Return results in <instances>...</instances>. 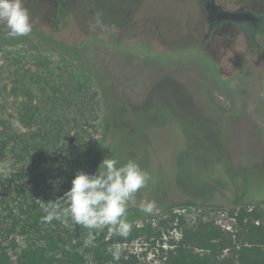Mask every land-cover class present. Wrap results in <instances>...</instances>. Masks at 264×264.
Returning <instances> with one entry per match:
<instances>
[{"label":"rangeland","instance_id":"1","mask_svg":"<svg viewBox=\"0 0 264 264\" xmlns=\"http://www.w3.org/2000/svg\"><path fill=\"white\" fill-rule=\"evenodd\" d=\"M214 1L264 10V0ZM22 2L29 35L9 37L0 23V243L14 238L20 249L50 230L82 249L121 238L112 243L120 254L167 264L184 223L228 228L229 210L264 206V33L246 51L245 28L223 25L226 35L200 49L202 0H61L59 29ZM142 15L178 19L180 41L168 40L165 22L158 39L134 36ZM97 17L128 37L103 34ZM108 157L135 160L151 177L129 207L148 200L158 211L127 221V236L105 227L90 242L70 219L31 228L35 205L43 211Z\"/></svg>","mask_w":264,"mask_h":264},{"label":"trees","instance_id":"2","mask_svg":"<svg viewBox=\"0 0 264 264\" xmlns=\"http://www.w3.org/2000/svg\"><path fill=\"white\" fill-rule=\"evenodd\" d=\"M249 31L252 32L251 29ZM258 32H264V24ZM17 189V195L23 192L21 187ZM35 208V212L31 214L33 229L44 221L42 217L45 215L37 205ZM145 215L139 208L129 207L126 220L143 218ZM175 217L172 214L169 220L173 222ZM228 218L232 219L228 228L201 219L192 225L184 223L180 236L170 242L166 263L264 264V206L244 205L231 209L228 211ZM103 238L104 236L91 249L67 243L54 230L43 232L36 241L20 249L12 238L5 245L0 243V264H139L132 255L120 254V259L114 260L109 249H114L112 243L121 242L122 239L103 241Z\"/></svg>","mask_w":264,"mask_h":264},{"label":"clouds","instance_id":"3","mask_svg":"<svg viewBox=\"0 0 264 264\" xmlns=\"http://www.w3.org/2000/svg\"><path fill=\"white\" fill-rule=\"evenodd\" d=\"M0 23L12 38L27 36L32 32L30 14L22 0H0ZM102 21L96 18L93 27H102ZM5 170L10 165H3ZM151 177L142 170L135 160L120 165L115 158H105L95 174L78 171L71 181V188L62 197L41 202L44 222L53 220H71L74 226L88 229L89 242L94 233L108 227L120 236H127L131 225L126 220L129 205L136 204V195L147 187ZM140 210L145 214L158 211L155 201H141ZM114 260L120 259L118 249H109Z\"/></svg>","mask_w":264,"mask_h":264},{"label":"flooded vegetation","instance_id":"4","mask_svg":"<svg viewBox=\"0 0 264 264\" xmlns=\"http://www.w3.org/2000/svg\"><path fill=\"white\" fill-rule=\"evenodd\" d=\"M28 4L31 5L32 3V13L35 14V9L38 10V13H41L45 11V13H51L50 17L52 18V29H59V27L61 28V23L59 21V14H60V9L63 6H66V4L64 3L63 5L61 4V0H28ZM206 1L209 0H202V4H203V9L205 12V31H204V35L200 41V49L202 48V46L205 45V43L207 42H215L218 40L219 35H226L223 34V31H220V27L223 25H230L231 26V32H232V28L236 27V28H240L243 29L245 28L244 32H237V37L240 36L241 42L243 44H245L246 47V51H249V48H251L252 45H255L254 43V36L255 35H259L262 33H259L258 30L259 28H261V26L264 24V21H262L261 23L256 25V28H253L252 26H250L247 23H233V22H216V21H211L209 22L208 20V11L206 9ZM215 2V1H214ZM31 3V4H30ZM215 4H217L220 9L222 10H231V9H226L225 7H223L222 5L218 4L217 2H215ZM25 6V5H24ZM31 7V6H30ZM243 9V8H242ZM232 10H241V9H232ZM89 12H91V10H89ZM264 13V10H262L259 13H255V14H262ZM164 27L166 29V31L169 33V37L168 40L171 41V43L173 42V44L175 42H179L180 38H179V21L176 18H172V17H165V16H155V15H150V16H140L138 23L136 24V30L133 31V35L136 37H143L145 39H149L151 41L158 39V37H160L159 35V30L162 28V23H164ZM201 29H202V25ZM200 28V27H199ZM251 29L252 32H248V30ZM101 30H103V34H107V35H111L110 33L113 34L112 37L116 38V39H120L123 37H128L127 35H123V33L118 36V34L116 33L115 29H107L106 27H101ZM247 30V31H246ZM116 33V34H115ZM135 33V34H134ZM141 33H145L144 36H138L141 35ZM232 34V33H231ZM158 36V37H157ZM250 36H252L250 38ZM132 38V37H129ZM169 43V44H171ZM172 44V45H173ZM216 45V44H215ZM258 46V45H256ZM168 48V47H167ZM214 48H210V51H212ZM67 50V48H66ZM216 53V52H215ZM260 57V56H259Z\"/></svg>","mask_w":264,"mask_h":264},{"label":"water","instance_id":"5","mask_svg":"<svg viewBox=\"0 0 264 264\" xmlns=\"http://www.w3.org/2000/svg\"><path fill=\"white\" fill-rule=\"evenodd\" d=\"M206 9L208 11V20L216 22H233V23H247L253 28L264 21V13L255 14L253 11L243 8L241 10H222L215 4L214 0L206 1ZM98 171V164L96 161L91 162L86 170L88 174H95Z\"/></svg>","mask_w":264,"mask_h":264}]
</instances>
